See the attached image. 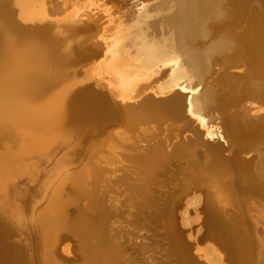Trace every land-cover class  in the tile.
Wrapping results in <instances>:
<instances>
[{
	"label": "bare ground",
	"instance_id": "bare-ground-1",
	"mask_svg": "<svg viewBox=\"0 0 264 264\" xmlns=\"http://www.w3.org/2000/svg\"><path fill=\"white\" fill-rule=\"evenodd\" d=\"M75 1L0 0V264H23L5 246L11 237L27 240V264H196L174 210L190 196L183 213L188 219V208L200 203L198 192L226 236L233 264H258L264 0H154L103 42L111 50L100 62L102 46L93 42L99 19L95 27L79 19L132 6L129 0H80L70 12L67 5ZM227 21L234 25L231 35L220 29ZM110 28L98 33L109 36ZM216 28L219 36H211ZM79 41L93 48H79ZM131 60L137 64L128 69ZM76 61L85 63L80 70ZM171 64L172 80L147 93L155 81L147 76L159 72L162 80ZM94 73L107 74L106 88L91 80ZM85 83L110 104L101 99L92 118L81 120L69 115L67 104ZM120 96L136 103L122 107L115 101ZM211 125L217 133L208 131ZM180 130L192 137L172 145ZM67 168L75 172L64 175ZM42 201L45 207L37 210ZM67 208L75 213L67 215ZM112 219L151 235L143 245L126 244L111 230ZM63 236L72 252L55 256ZM147 250L156 253L152 263L143 260Z\"/></svg>",
	"mask_w": 264,
	"mask_h": 264
},
{
	"label": "rangeland",
	"instance_id": "rangeland-1",
	"mask_svg": "<svg viewBox=\"0 0 264 264\" xmlns=\"http://www.w3.org/2000/svg\"><path fill=\"white\" fill-rule=\"evenodd\" d=\"M78 1V0H77ZM152 2H154V0H148V1H145V2H142L141 0H129V4L132 6V8H129L130 10H129V12L131 13V14H129V12H128V10H124V11H120V10H114L113 9V11L111 10V11H109V12H102V10H100V11H95V12H92V13H90V14H88L86 17H81L80 19H79V21H80V25L81 26H83V25H87V26H93V27H95V25H94V22L93 21H95L96 20V23L98 22V19H99V22H98V29H100V30H97V31H95L94 32V34H93V42H98L102 47L98 50V53L99 54H97V62H100L102 59H103V55L104 54H106L107 53V56H110V53H109V50H111V49H109V48H111V46H107L106 47V45H103V42L104 41H108V43L112 40V37H113V35H114V37H115V34L120 30V29H124L123 27L126 25V24H128V19H129V23H130V19H134L135 17H136V15H137V13L136 12H138L139 11V9H141V8H143V7H145V5H147V4H149V3H152ZM75 4H77V5H75ZM75 5V6H74ZM80 5V0H79V2H76L75 1V3L72 5V6H68L67 5V8L69 9V7L71 8L70 9V12H72V10H74L77 6H79ZM133 7H135V8H133ZM137 9V10H136ZM224 9H227V7H225ZM227 10H229V7H228V9ZM226 10V11H227ZM133 11H134V13H133ZM227 12H230V11H227ZM113 14V16H112V20L114 21H110L109 22V18L107 17L108 15L107 14ZM125 13H127V14H129L130 16L128 17L127 16V14L125 15ZM132 13H133V15H132ZM231 13V12H230ZM123 15V16H122ZM124 15L126 16V19H125V17H124ZM98 16H99V18H98ZM135 16V17H134ZM229 16H231L230 14H229ZM124 17V18H123ZM102 18V19H101ZM124 19V20H123ZM101 20V21H100ZM125 20H127V23H126V21ZM120 21V22H119ZM121 24L122 22V26L119 24V23ZM125 22V23H124ZM228 23H226V25H228V26H222V25H224L225 23H221L222 25H221V28L220 29H222V27H223V32L225 33L226 31V34L228 35V33L230 34V32H228V31H233V29L230 27V25H229V23L231 24V26H233L234 27V25H233V23H231V21L229 22V21H227ZM77 23V22H76ZM95 23V24H96ZM107 23V24H106ZM113 23V24H112ZM124 25V26H123ZM112 26V27H111ZM121 26V27H120ZM103 27H111L110 29H111V32H110V35L109 36H103V34L100 32V33H98L99 31H101V29H103ZM118 27H120L119 29H117ZM217 27H219V25L217 26ZM225 28H228L227 30L225 29ZM219 30V28H216V29H213L214 31L215 30ZM213 30H211L212 32H213ZM218 30H217V32L215 31V34H214V32H213V34H212V32H211V36H215V37H217V36H219V32H218ZM219 31H221V30H219ZM232 31H231V33H232ZM114 32H116L115 34H114ZM223 32L221 33L220 32V35H222L223 34ZM96 34V35H95ZM98 34V35H97ZM100 34V35H99ZM216 34H217V36H216ZM224 35V34H223ZM231 35V34H230ZM95 36H96V38H95ZM98 37V38H97ZM214 38V37H213ZM96 39V40H95ZM108 45H111V44H108ZM79 48H93V47H91L90 45H87V44H85V43H83V42H81V41H79ZM105 48V49H104ZM62 51V50H61ZM100 51V52H99ZM108 51V52H107ZM127 56H130V55H128L127 54ZM132 59V58H131ZM134 60V59H133ZM133 60H131V62L130 63H128V69H132L133 67H134V65H136L137 64V61L135 62V61H133ZM224 67V66H223ZM174 66L171 64V65H169V67H167L166 68V74H165V77L163 76V79L161 80V78H159V72H157V74L155 73V72H153L152 74H150V75H148L147 77H151L153 80H155L153 83H152V85L150 86V89L147 91V93H151L152 91H155L158 87H160V86H162L163 84H165V83H167V82H169L170 80H172L171 78L173 77L172 76V74H173V71H174ZM221 68V67H220ZM226 68V69H225ZM225 68H223V70L225 69V71L227 70V67H225ZM229 68V67H228ZM230 69V68H229ZM222 70V71H223ZM143 76H145L144 74H143ZM94 77V78H93ZM93 78V79H92ZM156 78V79H155ZM239 79H241L240 77H238ZM91 80L92 81H94V82H97V83H99V84H101V86L103 87V88H106L105 87V85H108V82H104L105 80H109L110 81V78L109 77H107V74H102V73H100V74H92V76H91ZM100 82H102V83H100ZM166 85V84H165ZM119 97H116V102H119V103H121L122 105V107H125V106H127V105H132V104H134V103H136V99H134V100H132L131 98H124V97H121L120 96V98L118 99ZM129 99H131V100H129ZM124 100V102H121V101H123ZM128 101V102H127ZM131 103V104H130ZM193 119L194 120H197L196 119V117H193ZM215 130L216 131V126H213V125H211V127H209V130L208 131H211V130ZM112 130H114V129H112V127H111V129H110V133L111 132H114V131H112ZM183 130H180V132L179 133H177L176 134V136H178V138L175 136V135H173L171 138H170V143H173L172 145H174V144H177L178 142H183L184 140L186 141V140H189L191 137H192V135H191V133L190 132H188V131H185L186 133L184 134V131L182 132ZM202 131H204L205 132V129H202ZM207 131V132H208ZM183 133V134H182ZM215 133H217V131L215 132ZM175 136V137H174ZM177 139V141H175V140ZM202 154V152L201 151H197L196 152V155H197V158H198V155H199V159H200V157H202L203 158V154ZM201 155V156H200ZM230 156H231V154H230ZM250 156V155H249ZM249 156H245V159H247L248 160V158H249ZM247 157V158H246ZM172 159V158H171ZM249 159H251V157L249 158ZM176 161H178L177 163L178 164H183L184 163V161H182V159H175ZM183 162V163H182ZM123 167H125V168H129L130 169V165H128V163H126V162H124L123 164ZM183 165H185V163L183 164ZM67 169H69V170H64V175H70L71 173H73V172H75V168H67ZM70 170H71V172H70ZM68 173H70V174H68ZM115 175V177L117 176L116 175V173H114ZM187 177L188 176H190L189 174H187L186 175ZM64 189H68V187L67 186H65L64 187ZM111 188H110V186L108 187V189H105V191L106 190H110ZM115 190L113 189V191L112 192H114ZM197 191V190H196ZM106 192H108V191H106ZM110 192V191H109ZM198 192V191H197ZM109 194H111V196H114L113 198H111V200H110V202H112V203H114L113 202V199L115 198V196L117 197V195H115V194H113V193H109ZM113 194V195H112ZM197 194H201V200H200V203L197 205V206H192V207H189L188 208V211H189V216H188V219H184V211L186 210V200L190 197V196H184L183 197V199L181 198L180 199V201L178 202V204H177V206H176V208H175V210H174V220H175V223H176V227H177V230H178V225L177 224H179V226H181L182 227V229H184L185 231H187V233H188V241H190V242H193V243H195V242H197V239H198V237L202 234V231H203V228H202V221L204 220V215H203V209H204V205H203V203L205 202L204 201V195L202 194V192H198ZM110 196V195H109ZM62 198H64L65 197V194H63V196H61ZM118 198V197H117ZM185 198V199H184ZM44 202L45 201H42V202H38V203H40L39 205H38V208H37V210L38 209H41L43 206L45 207V205H43L44 204ZM116 202V201H115ZM117 205L118 206V204H119V202H116V203H114V205ZM113 205V206H114ZM69 211H68V210ZM66 209V213H67V215H73L75 212V210L73 209V208H67ZM256 216V215H255ZM259 216V215H258ZM258 216H256L255 217V219L256 220H254L255 221V228H256V230H255V235H256V238H257V241H258V244H257V246H256V248H257V250H258V253L260 254V258H261V260H259V262H258V264H264V238H262V236H261V228L259 227V223H258V221H259V219H258ZM113 223H115L114 224V226H113V223L112 222H110V224H112V226H110V227H112L111 228V230L113 231V233L116 235V236H120L119 238H121V240L123 239V242H125L126 244H129V245H131V246H139V245H143L144 243H145V241L146 240H144V235H146V236H148V235H151V234H149V233H147L146 234V232L145 231H141V230H134V229H132L131 227H130V229H129V226H128V224H125V223H120L119 221H117V220H115L114 221V219H112L111 220ZM118 222V223H117ZM114 229V230H113ZM116 230V231H115ZM118 230V231H117ZM121 230V231H120ZM126 230V231H125ZM131 230V231H130ZM134 231H135V233H134ZM179 231V230H178ZM117 232V233H116ZM127 232V233H126ZM130 232V233H129ZM137 232L139 233V234H137ZM118 233L119 234H121V235H118ZM134 233V234H133ZM223 233V232H222ZM126 234V235H125ZM130 234V235H129ZM140 234H142V235H140ZM124 236V238H123V236ZM128 235V236H127ZM134 235V236H133ZM224 235V234H223ZM129 236L131 237V238H129ZM60 238V240L57 242V244L59 245L58 247V249L59 250H64V251H62L61 250V253H55V256L56 255H58V254H62L63 256H65V257H67V255H66V253H71L72 251H71V248L73 247V243H72V241L69 239V238H67L66 236H63V237H59ZM62 239V240H61ZM125 239H126V241H125ZM135 239V240H134ZM137 239V240H136ZM141 239V240H140ZM130 240V241H129ZM62 241H63V243H62ZM132 241V242H131ZM256 241V242H257ZM63 245V246H62ZM219 245H220V243H219ZM72 246V247H71ZM221 247H222V249H224L225 251H223L222 249H221V247H219L217 244H214V243H212V242H208V243H206L204 246H197V248H196V251L194 252L196 255H198L200 258H202L207 264H227V259H226V256H227V258H228V248L226 249V245H225V243H224V241H223V244H221L220 245ZM70 248V249H69ZM66 249V250H65ZM70 250V251H69ZM154 250H147L146 252H144V256H143V260H145L146 262H150V263H152L153 262V258H154V256H156V253H155V251L153 252ZM58 252V251H57ZM152 254V255H151ZM71 257L70 258H68V259H71V260H74V261H76V262H80V259L78 260V257L77 256H74V255H70ZM69 257V256H68ZM147 259V260H146ZM152 261V262H151Z\"/></svg>",
	"mask_w": 264,
	"mask_h": 264
},
{
	"label": "water",
	"instance_id": "water-1",
	"mask_svg": "<svg viewBox=\"0 0 264 264\" xmlns=\"http://www.w3.org/2000/svg\"><path fill=\"white\" fill-rule=\"evenodd\" d=\"M84 62L76 61L73 65L78 68L79 70L82 67ZM81 75V74H79ZM81 77V76H80ZM101 93L100 90L96 88L93 83H85L79 84V86L73 91L71 98L67 104V111L69 115L77 118L80 117L81 120H88L92 118L93 112V104L99 103L101 104ZM106 95V94H105ZM107 97V96H106ZM105 103V100L102 99ZM108 100V98H107ZM110 102V100H108ZM107 102L104 105L108 106L110 103ZM106 117H108L107 111L104 113ZM216 140H220L221 142H225L223 138L216 137ZM204 220L202 221V234L198 237L197 242L193 243L188 241V233L181 226L178 225L179 233L183 237V241L187 242L191 246V250L194 253L196 251L197 246H204L208 242H212L217 244L219 247L225 241V235H223L222 231L216 226L213 222V213L209 212L207 209H203ZM220 243V245H219ZM5 246L9 249V253L12 254L14 257H18L23 264H27L30 262V255H29V247L26 239H21L20 237H11L9 240H6ZM229 248L226 247V249ZM222 249V247H221ZM225 251L224 249H222ZM193 260H195L196 264H207L204 260L200 259L198 255H193ZM234 257L233 252L226 256L227 264H233L231 258ZM230 258V259H229Z\"/></svg>",
	"mask_w": 264,
	"mask_h": 264
}]
</instances>
